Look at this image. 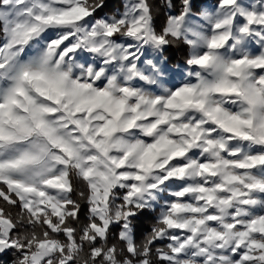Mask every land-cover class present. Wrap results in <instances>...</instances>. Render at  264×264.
Instances as JSON below:
<instances>
[{
	"label": "rangeland",
	"instance_id": "obj_1",
	"mask_svg": "<svg viewBox=\"0 0 264 264\" xmlns=\"http://www.w3.org/2000/svg\"><path fill=\"white\" fill-rule=\"evenodd\" d=\"M119 1L2 0L0 184L66 238L23 247L0 211V254L15 248L18 264H79V250L103 264H264V0L198 12L187 0L177 16L166 0L159 35L147 0ZM171 40L181 41L177 62ZM71 170L89 189L86 249L64 228L78 214ZM144 209L157 222L137 254ZM110 228L131 258L93 244Z\"/></svg>",
	"mask_w": 264,
	"mask_h": 264
},
{
	"label": "trees",
	"instance_id": "obj_2",
	"mask_svg": "<svg viewBox=\"0 0 264 264\" xmlns=\"http://www.w3.org/2000/svg\"><path fill=\"white\" fill-rule=\"evenodd\" d=\"M90 2H96V0H89ZM103 1V0H99ZM106 4L104 6V10L109 8H115L120 6L121 3L119 0H105ZM171 5V10L174 16H177L183 12L184 5L187 0H169ZM221 0H191L192 2V10L193 12H198L201 7L208 3H216ZM2 0H0V5ZM147 5L149 7V13L151 17L152 26L156 34H162L166 28L168 15H167V2L166 0H147ZM4 31L2 24L0 23V46L3 41ZM173 41V40H171ZM171 48L166 51V54L171 56L172 62H177V55L173 53V47H176L178 43H181L179 40H174L175 46L171 43ZM172 53V54H171ZM174 59V60H173ZM69 185H70V199L75 203V206L78 207V214L75 218H69L68 222L64 224L65 230H69L72 233L74 239L80 243L82 249H86L84 244L79 241L80 233L82 230L86 229L88 224L90 223L89 219V204L87 202L89 189L87 187V183L73 170L69 172ZM5 187L0 184V211L2 212V216L8 219L14 226L13 230L10 232V240L12 242H16L21 246H25L30 241L36 240L40 241L42 239H63L64 235H57L52 232V230L45 224L43 219H36L28 212L26 213L18 203V199L16 201H8L4 197ZM142 218L137 216L135 218L136 222L133 226L134 231V239H135V247L137 250V254H140L143 250H145V245L153 238L152 227L156 224L157 220L155 215L151 211L140 210ZM159 228V227H158ZM119 230L110 228L106 234L104 240L98 238L94 241V245L98 246V243H103L105 247L111 246H120L122 247L126 255L128 257H132L129 253L127 254L126 246L123 241L118 240ZM64 236V237H63ZM66 238V237H65ZM128 247V246H127ZM84 251V250H83ZM78 256L81 255L79 260V264H103L101 260L91 261L89 262L88 257H83L81 251H78ZM85 255V254H84ZM19 257L15 248H11L7 250L5 253L0 254V264H18ZM78 263V262H76ZM73 262V264H76ZM72 264V263H70Z\"/></svg>",
	"mask_w": 264,
	"mask_h": 264
}]
</instances>
